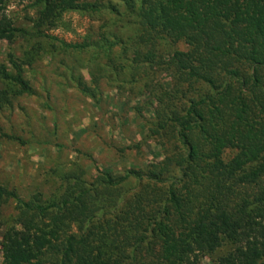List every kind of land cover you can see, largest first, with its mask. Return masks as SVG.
I'll return each instance as SVG.
<instances>
[{
	"label": "trees",
	"instance_id": "1",
	"mask_svg": "<svg viewBox=\"0 0 264 264\" xmlns=\"http://www.w3.org/2000/svg\"><path fill=\"white\" fill-rule=\"evenodd\" d=\"M46 8L41 22L63 9L104 19L99 39L52 47L62 58L79 55L59 76L98 105L110 88L149 93L157 105L144 135L167 159L104 171L62 204L18 199L40 215L81 210L82 231L60 238L57 226L10 227L1 264H200L203 256L264 264V0H60ZM5 10L0 0V41L21 31ZM36 56L26 57L31 69ZM162 72L168 86L155 79ZM32 89L19 65L0 63V103ZM237 187L253 189L234 200ZM8 197L17 195L0 183V204Z\"/></svg>",
	"mask_w": 264,
	"mask_h": 264
},
{
	"label": "rangeland",
	"instance_id": "2",
	"mask_svg": "<svg viewBox=\"0 0 264 264\" xmlns=\"http://www.w3.org/2000/svg\"><path fill=\"white\" fill-rule=\"evenodd\" d=\"M5 2L6 16L21 31H16L10 40L0 41V63L12 71L19 65L33 89L13 97L9 104L0 103V183L17 195L0 204V264L3 234L10 227L21 228L24 223L48 233L57 226L60 238L65 233L82 231L78 221L81 210L63 214L55 210L40 215L18 199L32 204L37 200L62 204L65 198H75L95 185L92 183L104 171L122 175L128 169H146L167 159L162 146L144 135L146 121L157 105L149 93L125 97L110 88L98 105L92 97L66 86L59 76L70 74L64 63L71 64L79 55L70 52L62 58L64 54L52 47L62 41L99 39L103 18L79 9H63L54 19L41 22L46 7L60 0ZM179 47L186 49L183 43ZM36 53L31 69L26 57ZM83 72L88 78L87 70ZM155 79L166 86L172 80L166 72L156 74ZM132 183L135 185L133 178ZM252 189L237 187L232 198L241 199ZM90 192L94 197V190ZM199 263L213 264V260L203 256Z\"/></svg>",
	"mask_w": 264,
	"mask_h": 264
},
{
	"label": "crops",
	"instance_id": "3",
	"mask_svg": "<svg viewBox=\"0 0 264 264\" xmlns=\"http://www.w3.org/2000/svg\"><path fill=\"white\" fill-rule=\"evenodd\" d=\"M126 97V96H125ZM130 103V101H128ZM131 104V103H130ZM145 132V131H144Z\"/></svg>",
	"mask_w": 264,
	"mask_h": 264
}]
</instances>
